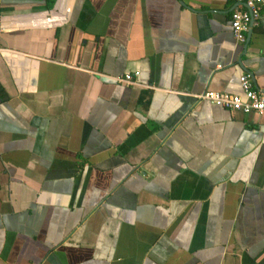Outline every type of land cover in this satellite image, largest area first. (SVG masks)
I'll list each match as a JSON object with an SVG mask.
<instances>
[{"label":"crops","instance_id":"0c3cea01","mask_svg":"<svg viewBox=\"0 0 264 264\" xmlns=\"http://www.w3.org/2000/svg\"><path fill=\"white\" fill-rule=\"evenodd\" d=\"M241 8L0 0V264H264V116L201 99L264 91Z\"/></svg>","mask_w":264,"mask_h":264},{"label":"built area","instance_id":"2783aa9c","mask_svg":"<svg viewBox=\"0 0 264 264\" xmlns=\"http://www.w3.org/2000/svg\"><path fill=\"white\" fill-rule=\"evenodd\" d=\"M238 1L244 8L235 9L232 12L230 25L235 39L241 43H245L248 33L258 23L262 15L264 0ZM2 33L3 28L0 25V36ZM134 75H139V72H136ZM134 75L126 74L118 78V82L132 84L134 83ZM240 85L242 94L207 91L201 95V99L229 111L242 112L244 114L257 113L264 116V91L256 89L251 81L250 75L247 74L240 77Z\"/></svg>","mask_w":264,"mask_h":264}]
</instances>
